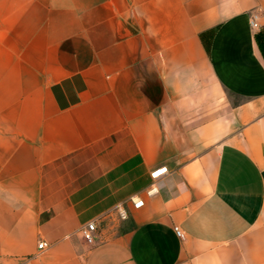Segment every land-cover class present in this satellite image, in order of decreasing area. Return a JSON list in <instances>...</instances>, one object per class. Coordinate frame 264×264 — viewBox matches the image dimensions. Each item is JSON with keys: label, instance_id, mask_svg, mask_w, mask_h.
Returning a JSON list of instances; mask_svg holds the SVG:
<instances>
[{"label": "crops", "instance_id": "0c3cea01", "mask_svg": "<svg viewBox=\"0 0 264 264\" xmlns=\"http://www.w3.org/2000/svg\"><path fill=\"white\" fill-rule=\"evenodd\" d=\"M26 258L264 264V0H0V264Z\"/></svg>", "mask_w": 264, "mask_h": 264}, {"label": "built area", "instance_id": "2783aa9c", "mask_svg": "<svg viewBox=\"0 0 264 264\" xmlns=\"http://www.w3.org/2000/svg\"><path fill=\"white\" fill-rule=\"evenodd\" d=\"M257 13L253 12L250 14V25L253 28H257L259 26V23L257 21ZM167 166L166 165H162L159 167L154 168L153 170H151L150 175L151 177L155 180L156 178H158L162 173H164L166 171ZM147 193L152 194L155 191H157V186L154 185V183H151V185L149 186V188L146 190ZM130 200L132 202V204L134 206H139L143 203V198L138 195V194H133L130 196ZM119 214L121 216L125 215V211L122 208H119ZM96 219H91L89 221H87L86 223H84L81 227V233L82 236L84 237V239L91 243L94 240V231L96 230ZM175 232L177 235H179L180 237H183L184 234L182 232V230L180 229V227L178 225L174 226ZM47 243L45 240L41 239L37 246L39 249H42L44 247H46ZM19 264H29L28 263V258L23 259Z\"/></svg>", "mask_w": 264, "mask_h": 264}]
</instances>
